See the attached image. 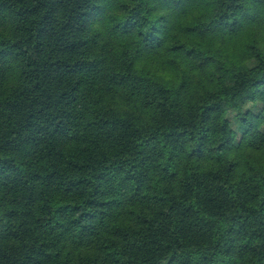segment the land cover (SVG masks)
I'll return each instance as SVG.
<instances>
[{
  "label": "trees",
  "instance_id": "trees-1",
  "mask_svg": "<svg viewBox=\"0 0 264 264\" xmlns=\"http://www.w3.org/2000/svg\"><path fill=\"white\" fill-rule=\"evenodd\" d=\"M0 264H264V0H0Z\"/></svg>",
  "mask_w": 264,
  "mask_h": 264
}]
</instances>
